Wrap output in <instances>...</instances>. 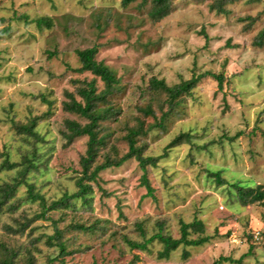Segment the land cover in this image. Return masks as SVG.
<instances>
[{"label": "rangeland", "instance_id": "374dc122", "mask_svg": "<svg viewBox=\"0 0 264 264\" xmlns=\"http://www.w3.org/2000/svg\"><path fill=\"white\" fill-rule=\"evenodd\" d=\"M215 1L171 0V14L154 23L152 0L127 8L122 0H0V187L21 170L3 171L2 162L20 163L34 152L38 169L27 181L48 203L77 192L88 139L68 145L62 132L66 121L85 125L87 120L65 112L63 104L67 94L81 101V81L96 80L99 92L104 90L92 74L75 72L80 68L76 52L94 46L97 62L119 80L108 100L121 110L118 120L101 125L100 136L108 137L97 163L126 154V136L140 126L147 131L137 139L144 157L166 154L156 168L147 167L153 196L147 195L144 172L132 159L100 173L88 203L75 199L23 235H11L6 226L17 227L41 212L38 203L24 201L26 188L20 186L12 200L20 203L18 209L0 212V243L20 252V260L31 250L35 264L49 259L53 264H129L135 256L136 264H214L221 257L264 264V207L242 206L233 189L237 183L264 189V43L256 44L264 30V0H238L226 6V14L210 9ZM41 18L51 19L53 26L38 29ZM207 73L224 77L222 89L208 75L172 108L166 94L149 90L152 78L172 87ZM146 108L154 115L144 114ZM33 120L38 142L15 129ZM182 134L189 138L165 151ZM217 172L225 185L212 175ZM195 220L204 223L205 233L190 238L210 241L180 247L169 259L159 258V241L145 252L125 243L126 238L141 243L160 226L164 235L179 239L181 222ZM56 227L69 254L62 261L47 241Z\"/></svg>", "mask_w": 264, "mask_h": 264}, {"label": "trees", "instance_id": "16d2710c", "mask_svg": "<svg viewBox=\"0 0 264 264\" xmlns=\"http://www.w3.org/2000/svg\"><path fill=\"white\" fill-rule=\"evenodd\" d=\"M138 0H122V6L124 8L129 7L132 3ZM238 0H216L214 4L210 7L212 11H216L218 14H226V6L233 4ZM261 0H251L250 2H260ZM147 0H142L141 5H146ZM171 14V0H152V7L149 12V18L152 22H161L163 19L167 18ZM38 29L47 28L50 29L53 26V22L49 18H41L36 21ZM205 35V34H204ZM206 37V35H205ZM264 43V30L260 33L259 39L256 44L262 46ZM80 68L76 69L75 72L78 74L90 73L95 79H99L104 84V90H98L96 85V80L91 82L81 81L79 84L82 86L77 88V94L81 101H77L72 94H67L68 102H64L63 107L65 112L77 115L85 120L87 124L81 125L76 121H66L65 130L62 132L63 137L66 139L67 144L70 145L75 139L86 137L87 150L84 157L81 158L80 166L81 171L79 176L76 178L77 192L74 194H65L58 200L48 203L44 195L37 192L34 184L27 181V175L32 170H37L38 157L33 152L32 156L29 157L25 155L20 163L10 162L5 159L1 164V170L3 171H13L21 167L17 177L13 179L12 182L6 183L0 187V212H2L3 207H8L9 210L18 209L20 203L12 201L16 197L18 188L22 185L26 188V197L24 201L27 203H38L41 212L36 214L31 219H25L23 223L19 224L17 227L6 226L5 231L7 234L11 235H23L27 228H29L34 222L38 220H49L48 214L54 211L68 209L72 205V201L75 199H80L85 203H88V197L93 192L92 184L98 183L99 175L103 171L111 168H120L127 161L132 159L139 163L141 170L144 172L142 176V184L147 189V195L153 196L154 189L151 187L150 182L147 178V167L156 168L158 162L166 158V154L159 157H144L143 150L138 146V137L146 135L147 131L143 130V127H138L137 129H131L126 136L128 142V152L121 157L111 158L106 156L101 164L97 163L98 155L100 150L106 145L107 135L101 134V125L106 122L113 120H118L121 114V110L115 108V106L110 103L108 98L112 96L119 84L114 72L106 65L101 62H97L96 57L98 54V47L94 46L85 50H78L76 52ZM212 77L219 85V89H222L224 85V77L222 75L215 74H204L197 77H193L189 81L181 82L176 86H168L164 80H158L152 78L149 81V90L153 93H164L167 95V102L172 108L177 104L179 99L190 94L196 87L199 81L206 77ZM103 106V107H102ZM142 112L148 116L154 115V112L150 108L142 110ZM164 121V118L162 119ZM162 122L158 124L162 127ZM37 127V121L33 120L27 125H15V129L20 135L32 138L34 141H40V136L35 129ZM184 137L189 138L188 135H180L175 138L166 148L168 151L171 148L176 147ZM166 153V152H165ZM216 177L219 185H225L226 182L221 178V173L217 172L212 174ZM233 189L236 190L239 201L242 206L246 207L249 205L260 204L264 207V189L262 186L258 188H250L240 184H234ZM75 230L88 232L90 228L84 226H75ZM205 225L200 220H195L190 224L181 222L179 239H173L169 235L163 234V228L160 226L157 234L149 239H145L143 242H134L128 238L125 239V243L131 250H137L140 252H145L148 250V245L155 241H159L163 245L162 252L159 253L160 259H169L171 254L177 251L180 247H200L210 241V237L204 236L197 239H191V233H197L204 235ZM144 236V234H143ZM62 232L55 228V236L48 238V244L50 246L57 247L59 250L58 259L69 255L66 252V244L62 241ZM251 249V248H250ZM0 254H2V259L0 264H35V259L32 256V251L27 250L24 254V260H20V252L8 248L6 244L0 243ZM188 257V254L184 256ZM57 259V258H55ZM139 261V257L135 256L134 259L129 264H136ZM54 259H49L48 264H53ZM221 263H232V264H242V260H232L231 258L221 257L214 264Z\"/></svg>", "mask_w": 264, "mask_h": 264}]
</instances>
